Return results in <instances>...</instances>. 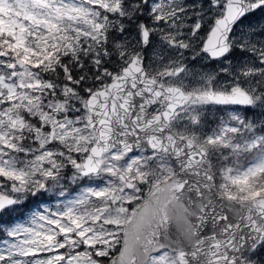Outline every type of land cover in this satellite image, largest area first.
<instances>
[{
  "label": "snow or ice",
  "instance_id": "obj_1",
  "mask_svg": "<svg viewBox=\"0 0 264 264\" xmlns=\"http://www.w3.org/2000/svg\"><path fill=\"white\" fill-rule=\"evenodd\" d=\"M0 264H264V0H0Z\"/></svg>",
  "mask_w": 264,
  "mask_h": 264
}]
</instances>
